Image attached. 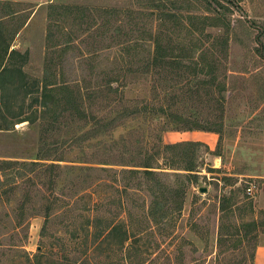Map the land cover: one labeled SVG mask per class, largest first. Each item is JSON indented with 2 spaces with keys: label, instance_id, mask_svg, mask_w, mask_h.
Masks as SVG:
<instances>
[{
  "label": "rangeland",
  "instance_id": "obj_1",
  "mask_svg": "<svg viewBox=\"0 0 264 264\" xmlns=\"http://www.w3.org/2000/svg\"><path fill=\"white\" fill-rule=\"evenodd\" d=\"M116 1L41 0L43 4L30 27L14 39L20 50L28 52L25 71L38 78L44 75L50 4L111 7ZM218 1L225 6L229 19L227 57L220 59V67L214 74L220 88L224 84L222 93H217L216 84L211 98L203 95V91L199 97H193L189 90L165 88L158 80L147 77L123 86L118 82L123 101L120 94L111 98V108L136 101L139 108L150 107L147 113L126 118L111 136L105 137L107 144H114L113 151L125 154L123 159L131 161L141 149L155 144L181 141L200 144L190 182L182 171L158 170L167 172L165 178L171 186L186 188L180 213L173 212L161 223L148 218L146 211L151 198L142 188V174L122 170L133 167L96 163L108 159L101 151L87 156L92 162H78L84 156L70 142V137L76 135L80 124L59 114L58 122L44 133L47 143L51 144L52 156L63 157L62 161L50 158L45 162L59 167L45 169L41 166L33 172L18 170L19 167L8 169V182L0 187V264H137L140 260L143 264L252 263L254 242L250 239L252 234L246 235L248 228L244 223L262 218L264 207L258 204V193L263 181L230 174L264 175V59L256 52L257 29L249 26V22L256 23L255 27L264 26V0ZM142 7L141 4L134 8L143 10ZM143 12L149 10L144 8ZM121 21L129 32L131 24H126L125 18ZM153 25L155 27V23ZM99 32L92 44L91 39H85L87 34L73 39L77 54L81 52L85 58L79 56L81 58L71 61L76 52L70 51L62 66L64 75L58 74L54 79L58 84L63 80L80 81L83 76L91 78V83L97 75L110 77L125 65L128 57L139 60L146 56L149 46L151 48L147 41L143 47L137 45L136 50L126 53L123 45L116 43V37L112 38V33L99 35ZM207 32L226 35L225 27ZM210 42H204L202 49L211 45ZM138 43L142 44L140 40ZM95 45L105 48L95 51L96 55H89L87 49ZM104 95L109 94L102 93L94 102V109H100L104 101L109 100ZM4 105L0 103V108ZM167 105L198 120L205 118L207 112L218 110V114L215 112L211 117H222L218 121L220 132L180 129L175 120L157 113L160 107ZM23 106L29 114L37 110L40 120L0 130V160L29 162L37 154L42 108L30 107L27 102ZM89 143L96 141L84 144L88 153L94 149L88 147ZM216 149L220 157L214 155ZM49 181L53 182L51 186H48ZM249 184L256 185L251 196L246 193ZM47 207L50 210L46 218ZM104 221L117 228L105 238L97 239L96 229ZM125 230L127 239L123 241L121 232ZM131 244L135 251L130 252V259L125 261V249Z\"/></svg>",
  "mask_w": 264,
  "mask_h": 264
},
{
  "label": "trees",
  "instance_id": "obj_2",
  "mask_svg": "<svg viewBox=\"0 0 264 264\" xmlns=\"http://www.w3.org/2000/svg\"><path fill=\"white\" fill-rule=\"evenodd\" d=\"M141 4L143 10L146 8L149 12L134 8ZM24 6L20 3L0 1V103L5 104L3 108H0V130H8L13 125L23 122L34 123L40 120L37 118V110L32 111L31 114L23 110V104L26 102L30 107L37 105L42 108L41 120L43 121L40 124V145L37 154L29 162L0 160V187L8 182V169L19 167L18 170L33 172L41 166L45 169L59 167L58 164L45 162L51 160L50 158L62 161L63 157L61 155L52 156L53 151L49 147L51 144L47 143L44 133L53 128L61 115L80 124L76 135L73 134L70 137V142L78 148L80 155L84 156L80 157L78 162H92L87 156L101 151L108 159H101L96 163H113L122 167H133L122 170L131 174H142V188L151 198L146 216L156 220V223H161L173 212L179 214L186 195V188L171 186L165 178L167 172L158 170L182 171L187 182H190V177L197 166L196 152L200 144L193 141L155 144L144 150L141 149V152L133 156L131 161L123 159L122 156L125 154L113 151L114 144H107L105 137L111 136L112 131L121 126L126 118H133L141 112L147 113L150 107L144 105L139 108V102L136 101L130 105L111 108V98L120 94L118 82H121L120 86H123L147 77L158 80L160 86H165V88L189 90L193 97H199L203 91V95L211 98L215 94L213 87L216 84L217 93H222L224 84L220 88L214 74L220 67V59L227 57L229 19L226 18L225 6L218 0H117L111 7L87 4L55 7L54 4H50L47 13L46 55L42 78L32 76L25 71L28 65L27 51L20 53L14 49L10 50L12 42L30 15V13H23L25 9L22 7ZM124 18L125 21L127 20L125 23L133 27L129 32L126 31L125 24L122 25L121 20ZM141 23L142 25L139 26ZM249 24L250 27H254L251 28L257 29L256 52L264 59V26L259 28V26L255 27L254 22H249ZM221 27H225L226 35L223 36L227 38L216 35L217 33L207 32ZM98 31H101L99 35L106 32L112 33V38L116 37L115 40H118L116 43L123 45L122 50L124 49L126 53L136 50L137 45L143 47V43L147 41L150 42L152 49L149 46L146 56L139 60L128 57L123 67L112 72L113 76L97 75L93 83H91V78L87 79L83 76L80 81L63 80L58 84L54 79L58 74L64 75L62 66L64 67V62L67 60L65 57L70 51L76 52L78 49L76 45H73V39L87 34L84 37L91 39L92 44L93 40L98 39ZM138 40L142 44L138 43ZM208 40L211 41V45L202 49V45ZM92 48L87 49L89 55H96L95 51L105 47L95 45ZM73 54L71 61L73 58H81L79 56L85 58L81 52L78 54L73 52ZM91 67L93 71L94 67ZM59 68L60 70H56ZM102 93L109 94L104 95L109 100L104 99L105 105L100 109H94L93 104ZM122 96L123 94H120V100L123 101ZM14 103H17V106H13ZM107 108L109 110L105 112ZM101 112L105 113L100 115ZM153 112V114L156 113L154 110ZM215 112L218 114V110L209 111L205 118L198 120L193 116L183 115L180 110L167 105L166 108L160 107L157 113L172 121L175 120L183 130L220 132L218 121L220 122L222 117L212 118L211 116L216 115ZM108 113L112 115H107ZM92 140L96 143L91 145L89 143L88 147L94 149L88 153L84 144ZM214 155L220 157L217 149ZM118 157L122 159H116ZM18 175L21 176L22 173ZM52 184L53 182L49 181L48 186ZM49 210L50 208L47 207L46 218ZM261 214L260 221L244 223V227L248 228L245 231L246 235L247 233L252 234L250 238L254 242L252 250L256 247L257 234L264 227V211H261ZM111 225L110 222H102L96 229V238H105L115 231L117 226ZM126 234L127 230L121 232L123 241L127 239ZM134 251L135 247L132 244L128 245L123 260H129L132 255L130 252ZM251 260H253V255ZM141 263L142 260L137 264Z\"/></svg>",
  "mask_w": 264,
  "mask_h": 264
},
{
  "label": "crops",
  "instance_id": "obj_3",
  "mask_svg": "<svg viewBox=\"0 0 264 264\" xmlns=\"http://www.w3.org/2000/svg\"><path fill=\"white\" fill-rule=\"evenodd\" d=\"M0 1H9V2H14V3H20V4H23V5H28V8L27 6L26 7H22V9H25L23 13H26L27 12H31L28 19L26 20L24 26L22 27V29L20 30V32L18 33L17 36H19L22 32H24V30H26L28 28V26L30 27L31 25V22L33 21L34 16L35 14L38 12V8L43 4L41 3V0H36V1H28V0H0ZM33 6L35 8H33ZM16 50L18 52H25V51H22L20 50V47L19 45L15 44L14 41L12 42L11 46H10V50ZM27 62H29V56H28V60ZM230 176H238V177H243V178H252V179H258V180H261L263 181L261 183V186H260V189H259V193H258V197H259V200H258V204L260 206H263L264 207V175L261 174V173H246V174H242V173H235L234 174H230ZM259 208H262V207H259ZM264 211V210H262ZM254 220H257V219H254ZM253 220V221H254ZM219 232L221 234V228L219 229ZM258 238H257V243H256V247L254 249V254H253V260H252V263L251 264H264V227L262 229L261 232L258 233Z\"/></svg>",
  "mask_w": 264,
  "mask_h": 264
},
{
  "label": "built area",
  "instance_id": "obj_4",
  "mask_svg": "<svg viewBox=\"0 0 264 264\" xmlns=\"http://www.w3.org/2000/svg\"><path fill=\"white\" fill-rule=\"evenodd\" d=\"M255 188H256V185L249 184L248 187H246V193L250 196L253 195Z\"/></svg>",
  "mask_w": 264,
  "mask_h": 264
}]
</instances>
